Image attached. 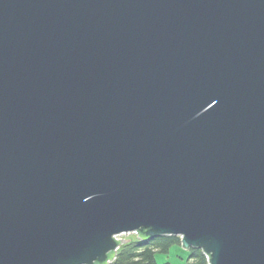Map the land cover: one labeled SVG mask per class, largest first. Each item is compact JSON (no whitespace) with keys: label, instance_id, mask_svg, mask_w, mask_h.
<instances>
[{"label":"water","instance_id":"water-1","mask_svg":"<svg viewBox=\"0 0 264 264\" xmlns=\"http://www.w3.org/2000/svg\"><path fill=\"white\" fill-rule=\"evenodd\" d=\"M127 233L264 264V0H0V264Z\"/></svg>","mask_w":264,"mask_h":264},{"label":"trees","instance_id":"trees-1","mask_svg":"<svg viewBox=\"0 0 264 264\" xmlns=\"http://www.w3.org/2000/svg\"><path fill=\"white\" fill-rule=\"evenodd\" d=\"M174 245H180L177 236L144 238L136 234L120 246L111 264H157L155 254H166ZM186 264H207V258L201 250L191 249Z\"/></svg>","mask_w":264,"mask_h":264},{"label":"rangeland","instance_id":"rangeland-1","mask_svg":"<svg viewBox=\"0 0 264 264\" xmlns=\"http://www.w3.org/2000/svg\"><path fill=\"white\" fill-rule=\"evenodd\" d=\"M134 237H136V235L133 233H127L126 235L120 234L118 236H115V240L126 241ZM123 244L124 243H121L119 245V248ZM119 248L115 250V255L117 254ZM188 257H189V251L183 249L181 245H174L169 249L168 253L166 254H162V253L155 254V261L157 264H186Z\"/></svg>","mask_w":264,"mask_h":264},{"label":"built area","instance_id":"built-area-1","mask_svg":"<svg viewBox=\"0 0 264 264\" xmlns=\"http://www.w3.org/2000/svg\"><path fill=\"white\" fill-rule=\"evenodd\" d=\"M133 234H135V235H136V233H133Z\"/></svg>","mask_w":264,"mask_h":264}]
</instances>
